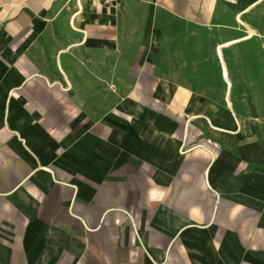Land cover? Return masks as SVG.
<instances>
[{"label":"crops","instance_id":"obj_1","mask_svg":"<svg viewBox=\"0 0 264 264\" xmlns=\"http://www.w3.org/2000/svg\"><path fill=\"white\" fill-rule=\"evenodd\" d=\"M0 264H264V0H0Z\"/></svg>","mask_w":264,"mask_h":264},{"label":"built area","instance_id":"obj_2","mask_svg":"<svg viewBox=\"0 0 264 264\" xmlns=\"http://www.w3.org/2000/svg\"><path fill=\"white\" fill-rule=\"evenodd\" d=\"M95 1L108 8H113L119 5L120 0H95Z\"/></svg>","mask_w":264,"mask_h":264},{"label":"water","instance_id":"obj_3","mask_svg":"<svg viewBox=\"0 0 264 264\" xmlns=\"http://www.w3.org/2000/svg\"><path fill=\"white\" fill-rule=\"evenodd\" d=\"M254 116L256 117V113L254 112Z\"/></svg>","mask_w":264,"mask_h":264}]
</instances>
